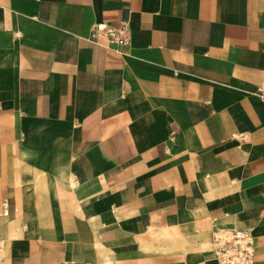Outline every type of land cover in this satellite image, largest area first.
<instances>
[{
	"label": "crops",
	"instance_id": "obj_1",
	"mask_svg": "<svg viewBox=\"0 0 264 264\" xmlns=\"http://www.w3.org/2000/svg\"><path fill=\"white\" fill-rule=\"evenodd\" d=\"M261 92L264 0H0L3 263L264 264Z\"/></svg>",
	"mask_w": 264,
	"mask_h": 264
},
{
	"label": "built area",
	"instance_id": "obj_2",
	"mask_svg": "<svg viewBox=\"0 0 264 264\" xmlns=\"http://www.w3.org/2000/svg\"><path fill=\"white\" fill-rule=\"evenodd\" d=\"M105 38L115 51L130 43V30L126 23L118 27L107 24H94L90 30L89 41L98 42ZM264 97V92H261ZM0 215H9V202L6 198L0 200ZM212 259L217 264H253L255 246L253 238L247 230L237 228H218L211 235ZM0 264H4L0 258Z\"/></svg>",
	"mask_w": 264,
	"mask_h": 264
},
{
	"label": "rangeland",
	"instance_id": "obj_3",
	"mask_svg": "<svg viewBox=\"0 0 264 264\" xmlns=\"http://www.w3.org/2000/svg\"><path fill=\"white\" fill-rule=\"evenodd\" d=\"M0 242H3V245L5 244V241L4 239L0 238ZM5 256V253L1 250L0 251V258L4 257Z\"/></svg>",
	"mask_w": 264,
	"mask_h": 264
}]
</instances>
